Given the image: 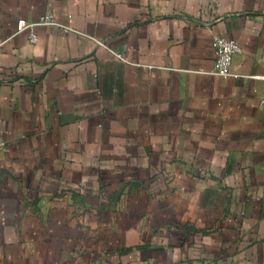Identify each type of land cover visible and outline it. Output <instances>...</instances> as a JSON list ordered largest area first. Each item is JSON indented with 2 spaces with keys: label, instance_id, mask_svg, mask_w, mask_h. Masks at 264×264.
Instances as JSON below:
<instances>
[{
  "label": "crops",
  "instance_id": "obj_1",
  "mask_svg": "<svg viewBox=\"0 0 264 264\" xmlns=\"http://www.w3.org/2000/svg\"><path fill=\"white\" fill-rule=\"evenodd\" d=\"M1 142L0 264H264V0H0Z\"/></svg>",
  "mask_w": 264,
  "mask_h": 264
},
{
  "label": "built area",
  "instance_id": "obj_2",
  "mask_svg": "<svg viewBox=\"0 0 264 264\" xmlns=\"http://www.w3.org/2000/svg\"><path fill=\"white\" fill-rule=\"evenodd\" d=\"M54 25L63 28L65 31H71L73 28L67 24L59 22L52 13L42 15L35 22H28L25 19L18 20L17 31L21 32L30 29V42L35 44L38 41V35L33 30L36 26ZM102 43V42H100ZM213 46L216 54L215 74L220 76H231V65L234 57L243 52V46L235 39L225 36H216L213 40ZM121 57V54H119ZM5 146L4 142L0 143V150Z\"/></svg>",
  "mask_w": 264,
  "mask_h": 264
}]
</instances>
